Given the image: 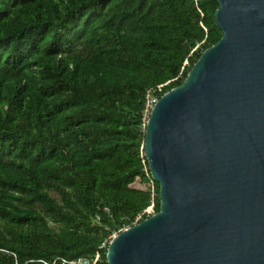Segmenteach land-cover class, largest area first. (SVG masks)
Wrapping results in <instances>:
<instances>
[{
	"label": "trees",
	"instance_id": "1",
	"mask_svg": "<svg viewBox=\"0 0 264 264\" xmlns=\"http://www.w3.org/2000/svg\"><path fill=\"white\" fill-rule=\"evenodd\" d=\"M218 8L0 0V264H108L112 238L160 211L149 105L221 40Z\"/></svg>",
	"mask_w": 264,
	"mask_h": 264
},
{
	"label": "water",
	"instance_id": "2",
	"mask_svg": "<svg viewBox=\"0 0 264 264\" xmlns=\"http://www.w3.org/2000/svg\"><path fill=\"white\" fill-rule=\"evenodd\" d=\"M221 40L146 122L160 211L108 264H264V0H217Z\"/></svg>",
	"mask_w": 264,
	"mask_h": 264
},
{
	"label": "built area",
	"instance_id": "3",
	"mask_svg": "<svg viewBox=\"0 0 264 264\" xmlns=\"http://www.w3.org/2000/svg\"><path fill=\"white\" fill-rule=\"evenodd\" d=\"M155 101L153 104L149 105V108L152 109L153 106L155 105ZM97 259H93V260H89L87 258H79L76 261H66V260H61L62 264H95L97 262ZM56 262V261H55ZM55 262H53L52 264H55Z\"/></svg>",
	"mask_w": 264,
	"mask_h": 264
},
{
	"label": "rangeland",
	"instance_id": "4",
	"mask_svg": "<svg viewBox=\"0 0 264 264\" xmlns=\"http://www.w3.org/2000/svg\"><path fill=\"white\" fill-rule=\"evenodd\" d=\"M133 188H137V189H144V186L143 185H140L138 183L134 184L133 185ZM113 239V238H112Z\"/></svg>",
	"mask_w": 264,
	"mask_h": 264
}]
</instances>
